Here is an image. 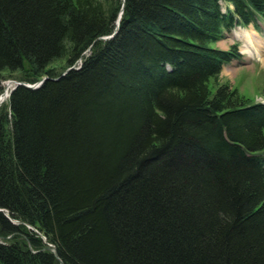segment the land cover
<instances>
[{
	"label": "trees",
	"instance_id": "16d2710c",
	"mask_svg": "<svg viewBox=\"0 0 264 264\" xmlns=\"http://www.w3.org/2000/svg\"><path fill=\"white\" fill-rule=\"evenodd\" d=\"M259 20L264 0H0V80L48 77L0 106V264H264V104L215 47Z\"/></svg>",
	"mask_w": 264,
	"mask_h": 264
},
{
	"label": "rangeland",
	"instance_id": "374dc122",
	"mask_svg": "<svg viewBox=\"0 0 264 264\" xmlns=\"http://www.w3.org/2000/svg\"><path fill=\"white\" fill-rule=\"evenodd\" d=\"M97 1L106 4L110 0ZM259 25L261 27L260 33L255 32L252 26H249L247 28L235 27L229 33L226 34L223 40L217 42L215 44V47L221 50H228L231 45H234L236 42L238 43L237 50L240 53L241 58L239 60L232 61L231 63L223 67L220 74V80L222 83L227 82L231 87L238 88L242 95L251 97L256 101H261L264 103V63L257 56L250 57V49L244 48V42L240 38L235 36V34L250 32L253 33V35L260 36L263 42L264 24L260 22ZM48 68L52 69L57 73L64 72L66 68H68L66 58L52 62ZM13 75L17 76L18 73H14ZM13 75H8L5 78H15ZM44 78L48 79V77ZM3 91L4 88L0 86V94H2Z\"/></svg>",
	"mask_w": 264,
	"mask_h": 264
},
{
	"label": "bare ground",
	"instance_id": "6f19581e",
	"mask_svg": "<svg viewBox=\"0 0 264 264\" xmlns=\"http://www.w3.org/2000/svg\"><path fill=\"white\" fill-rule=\"evenodd\" d=\"M236 37L240 38L244 42V48L250 49L249 56H257L259 59L264 63V41L262 42V39L260 36L253 35V33L250 32H243L242 34H235ZM257 43V44H256ZM255 50V51H253ZM47 78H44L45 80ZM6 87H11L10 84H7ZM5 97L2 95L0 98V101L3 100Z\"/></svg>",
	"mask_w": 264,
	"mask_h": 264
},
{
	"label": "water",
	"instance_id": "95a60500",
	"mask_svg": "<svg viewBox=\"0 0 264 264\" xmlns=\"http://www.w3.org/2000/svg\"><path fill=\"white\" fill-rule=\"evenodd\" d=\"M115 33H116V30H115ZM113 35H114V34H113ZM105 38H106V37H105ZM108 38H111V37H108ZM0 211H2V210L0 209ZM46 248H47L48 250H52L53 253H54V255L57 256V253H56L55 249H53L51 246L47 245ZM61 264H63V263H61Z\"/></svg>",
	"mask_w": 264,
	"mask_h": 264
}]
</instances>
